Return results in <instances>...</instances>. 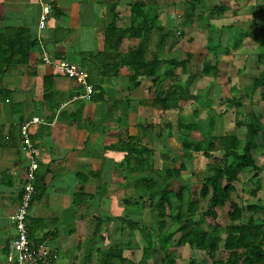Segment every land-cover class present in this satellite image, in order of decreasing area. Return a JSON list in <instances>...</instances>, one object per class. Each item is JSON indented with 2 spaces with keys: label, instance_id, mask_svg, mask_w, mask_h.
Here are the masks:
<instances>
[{
  "label": "trees",
  "instance_id": "trees-1",
  "mask_svg": "<svg viewBox=\"0 0 264 264\" xmlns=\"http://www.w3.org/2000/svg\"><path fill=\"white\" fill-rule=\"evenodd\" d=\"M202 1H187L183 18L185 26L193 23L196 11ZM154 5V0L134 1L131 4V21L127 26H118L117 16L115 15L102 32L105 48L112 50L113 55H110V51H107L108 53L99 51L97 53H89V57L101 58L103 55H106V57L101 58L103 62H108V64H102L104 68L102 70L103 75L112 74L118 76L121 74L122 68H127L129 90L139 87L144 79L151 78V88L153 90L152 103L156 108L167 111L179 105L180 101L188 99L190 95L189 87L197 77L212 76L216 78L220 69L217 62L212 63L210 60L204 58L202 62L196 64L195 71L186 80L182 81L180 78H177L174 68L182 67L183 72L186 71L190 59L194 56L192 52H187L186 58L182 60L176 58L167 59V68H163L164 71H161L160 65L162 59L158 55V49L166 46L168 40L171 38V33L169 30L165 31L163 26L155 24L157 15L151 14ZM224 9V5H215L210 13L212 15L222 14ZM263 10L264 5L261 11ZM207 26L209 27L210 25ZM155 28L159 32V38L153 51L150 45ZM209 39L210 42H207V48L217 49L219 41L215 44L213 35H210ZM36 45V39H31L24 28H0V98L7 99L10 96L11 90L1 86V80L10 71L11 67L25 64L28 65L29 74L32 75L36 72V64L31 59L32 48ZM260 46L264 47V37L263 43ZM109 60L112 61L109 62ZM257 61L259 65L263 66V69L253 79L252 91L260 90V97L264 102V49L257 55ZM81 66L86 68L84 62H81ZM89 81L94 86V92L90 101H105V92L101 84H96V81L92 79L90 74ZM43 96V103L47 104V110L49 111L50 119H52L54 112L58 108L54 103L56 88L54 87L52 75L44 77ZM191 96L195 101L197 100L201 105L206 106V100H202L204 98L203 92H198ZM126 98L127 96L125 98L121 97L110 100L111 102L108 103L107 109L98 122V126L101 128L106 126V129L111 131L112 129L108 128L111 123L115 125L119 123L121 125L114 132L116 133V142L107 145L112 147L114 151H121L123 153V158L119 162H116L117 173L121 175L120 172L123 170V173L126 174L119 178V185L126 190L133 187V190H131L133 193L129 196L127 195V198H125L126 195L123 196L124 198H121V202L123 203V210L121 211H125L126 214L131 211V198L128 197L137 199L138 202L134 205L138 207L146 206L143 201L147 198L151 202V210H157L161 218L160 221L156 222L157 226L166 224L167 218L178 224L175 229L157 235L158 247L165 252L161 264H175L176 257L171 249L184 245H189L191 248L197 249L203 254L205 253L208 257H205L201 262H197L195 258H192L188 264H264V217L262 216L258 221L254 215H250L246 220H243L244 206L232 200V192L236 189L235 182L239 180L241 172L248 168L254 170L255 175L260 170L264 171V164L262 166L256 164L253 155V150L260 147L264 141V113H254L252 120L247 122L245 140H242L236 134L213 135L207 130H203L201 136L197 138L194 133L204 125V120L193 118L189 121H179L177 125V137L181 141V148L174 149L175 154L170 157L171 159L168 162V145L164 147L161 150V154L165 159V164L161 169H157L154 165V148L141 142L148 136L145 132L143 134V131L150 129L149 132H153L154 135L158 134V139L167 136L172 137L171 130L173 123L164 120L157 123H141L139 134H131L126 125V117L128 115V111L126 110L129 105V101ZM123 101H127V106L124 105L120 118L110 120L113 110ZM228 103L232 106H239L241 101L233 97L232 99L229 98ZM23 107L24 104L19 102L7 104L6 111L11 112L8 114L11 118L12 115L19 114L17 125L32 118L27 119L28 116L23 113ZM81 110L82 107L80 106L78 111L80 112ZM193 114L197 116V111L195 110ZM77 121H80L79 116ZM237 122L241 124L242 120H238ZM213 124V117L210 116L209 125L211 128ZM16 128L12 123L10 124L8 138L5 143L0 142V146L3 144L11 145V142H14L17 136L15 132ZM30 137L34 141L35 136L32 132L30 133ZM216 151L221 152L219 157L214 155ZM199 152H202L206 158L212 159V161L208 162L204 171L199 190L200 197L208 200L207 209L203 213L204 215L216 218L218 216L216 207H222L229 202L231 209L228 211V216L232 222L230 225L221 227L217 224L215 226L212 225V227H204L193 219V214L198 207L199 200L193 197L191 189H189L190 197L187 200L185 199L183 191L186 184L182 172L187 169L188 163H192L193 153ZM99 172L90 171L89 174L77 173L82 185L79 190L74 192V207L81 208L85 204L83 199L88 196L84 190L86 180L83 179V176L88 177L90 174L100 176ZM47 174L48 170L44 173L36 171L34 179L36 192L33 200L45 194L48 185L46 181ZM174 181L179 183L178 190L172 187ZM13 184L15 182L11 181V185ZM104 184L106 183L102 182L97 185L96 192L92 195V198L95 197L96 193H99V196L102 197L107 195V189H103L106 188ZM22 191V187L19 188V199L21 198ZM252 193H256V190H253ZM175 200L178 202L177 211L173 209ZM245 208L252 210L254 213L264 212V205L260 204H251ZM121 211L119 215L115 212L118 217L117 222L120 224L125 221V217L120 215ZM135 211H138V208ZM93 219L98 221L94 229L95 234H100V224L102 221L100 222V218L96 216ZM110 219L112 217L108 215L107 220ZM35 221L36 223L43 222L44 219L36 218ZM126 223L134 230H141L146 242L143 254L149 257L151 248L154 245L149 229L141 228L129 220ZM70 232L72 233V230ZM29 233L31 238L36 236L35 229L30 225ZM51 233H53L52 236H57L56 232ZM49 234L50 232H46L42 239L37 238V240L43 241V239L48 238ZM99 237L102 240L105 239L101 234ZM125 246L128 245H125L122 241H113L106 248H103L102 244H100L97 247L100 257L96 263L92 259L93 250L91 248L89 250L83 249V261L80 264H125L127 261V258L123 254ZM8 247L9 244L3 248L5 255L8 252ZM218 250H222L225 253L223 258H215V253ZM3 263L8 264L5 258ZM153 264L158 263L153 262Z\"/></svg>",
  "mask_w": 264,
  "mask_h": 264
},
{
  "label": "rangeland",
  "instance_id": "rangeland-1",
  "mask_svg": "<svg viewBox=\"0 0 264 264\" xmlns=\"http://www.w3.org/2000/svg\"><path fill=\"white\" fill-rule=\"evenodd\" d=\"M169 1L171 0H161L162 5L164 7L166 6L165 9L168 8L167 4H169ZM263 2L264 0H203L196 12V16H199L200 14L199 17H202L198 20L200 27L202 28L201 25L206 23L203 26L206 27L207 24L210 25L209 27L212 32L210 29L206 30L207 28L203 27L202 31H196L198 30L196 29L194 33L191 34L186 30V32L183 31V33L180 34L177 28H183L182 17L184 18V14H181V16H179L180 14H176L178 20L174 14L171 15L168 29L171 31V38L175 40L176 48L173 50H169L167 47L158 49V55H160L159 57L162 59L160 65L161 71H164V69L167 68V59L176 58L182 60L186 58V53L188 51L193 52L194 56L190 59L186 71L183 72L182 67L174 68V73H176L177 78H180L182 81L186 80L188 76L195 71L196 64L202 62L204 58L210 60L212 63L217 62L220 71L216 78L212 76L197 77L189 87L190 95L188 96V99L180 101L179 105L174 106L167 111L156 108L152 103L153 90L151 88L152 83L149 81L151 78H146V81H144L145 79L143 80L146 85L141 88V117L139 119H137V117L132 119L133 127H128L129 132H131V130L134 132L135 124L139 121L144 124L149 122L157 123L162 120L171 121L173 123V128L171 130L172 137L167 136L158 139V134L156 133L154 135L153 132H149L150 129L143 131V134L146 133L149 139L142 140L141 142L142 144L154 148V165L157 169H161L165 164V159L161 154V150L164 147H167L168 145V162L171 159L170 157L175 154L174 149L181 148V141L177 137V125L179 121H189L193 118H196V120H204V125L194 133L197 138L201 136L203 130H207L213 135L236 134L239 138L245 140L247 122L252 120L254 113H264V102L261 100L260 90L255 92L252 91L253 79L259 75V72L263 69V66L259 65L257 61L258 52L264 49V47L259 49V46L263 43L264 37V10L261 11L264 4ZM155 5V9L157 10L158 4ZM215 5H224L225 9L222 14L212 15L210 13ZM171 10L175 12L176 8L171 6L170 11ZM192 24L189 25V27L192 26L196 28V21H194V25ZM165 31L168 30L165 29ZM205 33H207L208 38H210V34L212 33L211 35H213L215 44L219 41L217 49L213 50L212 48H207L205 43L208 41L210 42V39L207 40V35ZM102 37L103 36L101 35L98 40L99 48H97L95 53L99 51H109V48H105ZM158 38L159 32L155 28L150 45L153 51L156 48ZM102 45H104V47H102ZM104 56L106 57V55H103L101 58H104ZM101 58L91 57V60L104 63ZM70 59L76 62H81L80 58L70 57ZM97 65L99 66V64ZM14 67L16 66L11 67L10 71L6 73L1 80L5 87H9V83L14 81V79L11 78L12 75H10L9 82L7 81L9 74L15 72L13 70ZM94 67H96V65ZM18 80L20 79H16V82H18ZM72 82L74 83V81ZM35 91V99L37 98L35 101H38L39 98H42L44 90L42 91L40 89V91ZM41 91L42 93H40ZM198 92H203L204 98L202 100H206V106L201 105L191 96ZM233 97L240 99L241 104L239 106H232L228 103L229 98L232 99ZM83 101L85 103L89 102L87 100ZM40 104L42 105L43 102L39 101L38 105ZM195 110L197 111V116H194L193 114ZM210 116L213 117L214 121L212 128L209 125ZM238 120H242V123L239 124L237 122ZM127 125L129 126V123ZM105 143H107L106 135L103 134V137L100 139V143L97 146H88L90 149L88 156H92L93 150H96L97 152L99 151L102 154V166L100 169L102 171L106 170L107 172L104 178L106 183L104 186L106 188H103L107 189V195L102 197L99 196V193H96L95 197L86 198L88 200L87 202L84 198L83 200L85 204L82 205L81 208H77L74 207L75 195L73 192L71 207L63 211L61 215L52 213L51 207L43 201L45 199V194L36 197L37 203L35 204V207L42 206L43 212L41 217H44L43 225L40 226V229L36 233V238L42 239L44 232L49 230L57 233L56 237L43 239V241H45L48 246H56L60 250L62 254L60 264H80L83 261V249L89 250L90 248L93 250V262L96 263L100 257L97 247L102 244L103 248H106L112 244L113 241H122L125 245H128L123 248V254L127 258L125 264H153V262L161 264L165 252L158 247L157 235L175 229L178 224H175L170 218H167L166 224L157 226L156 222L160 221L161 218L159 217L157 210H151V202L147 198L143 201L146 206L138 207L134 205L138 200L134 199V197H128L131 198V211L127 214L125 211H121L123 210L121 198L124 195H126L125 198H127V195L129 196L133 193L131 191L133 190V187L126 190L119 185V178L122 175H126L123 173V170L120 172L121 175L116 172L111 173L116 169L117 160H112L116 159V155L115 157L110 156L109 151L114 150L112 147L107 146L109 144ZM214 155L219 157L221 152L216 151ZM253 155L256 164L262 166L264 164V141L260 147L253 150ZM27 156L26 153H23L24 158ZM210 161H212V159L206 158L202 152L193 153L192 163H188L187 169L182 172L186 184L183 191L184 197L186 200L190 197L189 189H191L193 197L199 200L198 207L193 214V219L196 222H199L204 227H212V225L215 226L217 224L218 226L224 227L232 224L228 216V211L231 209L230 203L227 202L226 205L222 207L217 206L216 210L218 216L213 218L210 215H204L203 212L207 209L208 200L199 195L202 177L207 164ZM99 164L101 163H98V165ZM89 169L91 168L89 167ZM68 180L69 185L74 181L73 178L70 179V177ZM78 181L81 186V181ZM78 181L76 182L78 183ZM235 185L236 189L232 192V200L239 205L244 206L243 220H246L250 215H254L259 221L262 216L264 217V212L260 211L254 213L252 210L245 207H248V205L251 204L264 205V171L260 170L257 175H255V171L248 168L239 174V180L235 182ZM172 187L178 190L179 183L174 181ZM253 190H256V193H252ZM177 206L178 202L175 200L173 206L174 211H177ZM35 207L32 209V213L30 212V219L33 225L36 223L32 216L35 214ZM107 208L108 210L111 209L112 211L117 212L118 215L121 211L120 215L125 217L124 223L120 224L117 222L118 217L116 216V213L113 215L111 211H106ZM137 208L138 211H135ZM52 215L54 217L50 218ZM108 215H110L112 219L107 220ZM95 216L100 218V222L102 221L100 224V234L105 237L104 240L99 237V233L97 235L95 234L94 229L97 225L96 222H98L93 219ZM128 220L134 222L141 228L149 229L154 244L153 248H151L149 257L143 254V248L146 245L145 236L142 235L140 229H132V227L126 223ZM3 223L4 226L9 227L10 221L5 212L2 214V217H0V226ZM71 230L72 233L70 232ZM14 233L15 229H0V264H4V258L6 259L3 248L8 245L6 242ZM171 250H173L176 257L175 264H188L192 258H195L197 262H201L207 257L205 253L203 254L199 250L191 248L189 245L173 247ZM224 256L225 253L222 250H218L215 253V258H223Z\"/></svg>",
  "mask_w": 264,
  "mask_h": 264
},
{
  "label": "crops",
  "instance_id": "crops-1",
  "mask_svg": "<svg viewBox=\"0 0 264 264\" xmlns=\"http://www.w3.org/2000/svg\"><path fill=\"white\" fill-rule=\"evenodd\" d=\"M134 1L136 0H0V28H24L29 37L37 41V45L32 48L31 51V59L32 62L36 64V72L31 75L28 73V65H14L16 66L13 68L15 72L9 74L7 78L9 82L10 75H12L11 78L14 79V81L9 83V87H5L1 82V86L10 89L11 92L7 99L0 98V142L5 143L7 140L11 123L17 127L15 131L17 133V139L15 138L14 142H11V145L3 144L0 146V217H2V214L5 212L10 221L9 227L4 226L3 223L0 229H14L12 216L20 201L18 190L22 187L23 171L30 161V156L24 158L23 153L25 152L21 150L22 136L20 128L22 123L17 125L19 114H14L11 118L8 115L11 112L6 111L7 104L12 102L23 103V113L28 116L27 119L35 116L44 119V123L31 124L29 132H32L35 136L33 142L36 148L35 159L39 164L38 171L44 173L48 170L46 176L48 185L43 201L51 207L53 214L60 215L63 211L71 207L72 193L80 188L77 173L89 174L90 171L101 170V152L93 150L92 156H88L90 152L88 146H97L103 134L106 135L107 143L105 144L116 142V133L114 132L120 128L121 125H119V123H116V125L111 123L110 126H108V128L112 129L111 131H108L106 126L102 128L98 126V122L107 109L108 103L111 102L110 100L121 97L125 98V96H127L126 99L129 101V105L126 110L128 111L126 120L129 126L126 125L129 128L133 127V118L137 117V119H139L141 117V88L146 85L144 82L146 79L139 87L129 90L127 69L122 68L121 74L118 76L112 74L103 75L102 70H104V68L102 64H108V62H94L89 57V53H94L97 48H99L98 40L104 28L113 20L115 15L117 16L118 26H127L130 23L132 11L131 4ZM154 1L155 4H158L157 10L155 9L156 5H154L153 11L151 12L152 15H157L155 24L157 26L161 25L169 30L168 24L171 15L174 14L176 19V14H180L179 16H181V14L183 15L188 0H171L169 4H167L168 8L166 9V6L164 7L162 5L161 0ZM45 4L51 5V11L47 18L46 26L40 29L39 20ZM171 6L176 8L175 12L172 10L170 11ZM199 16H195L194 18V21H196V28L192 26L189 27V25L185 26L182 20L184 29L182 27L177 28L180 34L183 33V31L186 32V30L191 34L194 33L196 29H198L196 31H202L203 25L206 23L202 24L201 28L198 20L202 17ZM194 21L192 25H194ZM204 28H207L206 30L210 29L208 26ZM205 34L207 35V33ZM206 37L207 40H209L208 35ZM205 45H207V42ZM102 47H104V45H102ZM166 47L167 49L169 48V50L175 49V40L170 38L165 48ZM260 48L261 46H259V49ZM45 50L52 58H63L79 64L84 62L92 79L96 81V84L99 83L103 87L106 100L90 101V99L80 98L79 96L83 92V87L73 78L66 77L52 66L44 63L42 55ZM109 51L112 56V50ZM70 57L80 58L81 62L73 61ZM111 61L112 60H109V62ZM97 64H99V66ZM95 65L96 67H94ZM46 75L53 76L54 87L56 88L54 103L58 108L57 111L54 112L52 119H50L51 117L47 110V104L43 103L42 105H38L39 101L43 102L42 91L44 90V77ZM16 79L20 80L16 82ZM72 81H74V83ZM149 81L152 83L151 79ZM40 89L42 90L40 92L42 93V98L35 101L37 99H35V90L40 91ZM83 100L89 102L85 103ZM127 101L121 102L120 106L113 110L110 120L120 118L124 105L127 106ZM80 106L82 110L79 112L78 109ZM78 116L80 117L79 122L77 121ZM140 124V121L135 124L134 132L131 130L130 133L133 135L136 133L139 134ZM145 139L149 138L145 137L143 140ZM109 152L112 157L116 155V159H112L113 161H120L123 158V153L121 151ZM98 163L101 164L98 165ZM89 167L91 169H89ZM116 170L117 169L113 170L111 173H117ZM106 173V170H101L100 176H94L92 174L88 177L83 176V179L86 180L84 189L88 194L86 198L92 197L99 183H105L104 178ZM82 174H80V176H82ZM69 177L74 180L70 185L68 180ZM11 181H14L15 184L11 185ZM76 181H78V183ZM85 201L87 202L88 200L86 199ZM36 203L37 199H34L31 203L28 212V225L32 226L37 233L40 226L43 225V222L34 223L33 225L30 219L32 209L35 207ZM106 211H111L113 215L115 213L111 209L108 210V208ZM42 212V206H36L34 210L35 214L32 215L33 218H44L41 217ZM51 217L54 216L52 215L50 218ZM47 232H50L48 238H54V236H52L53 233H51L54 231L49 230ZM45 233L46 232H44L43 235H45ZM14 235L15 233L6 243L9 244ZM33 239L37 240L36 236H34Z\"/></svg>",
  "mask_w": 264,
  "mask_h": 264
},
{
  "label": "built area",
  "instance_id": "built-area-1",
  "mask_svg": "<svg viewBox=\"0 0 264 264\" xmlns=\"http://www.w3.org/2000/svg\"><path fill=\"white\" fill-rule=\"evenodd\" d=\"M50 11V5L45 4L40 15V29L46 26ZM42 60L60 73L76 80L83 87L80 98L89 99L91 97L94 86L89 81L88 71L79 63L70 62L63 58H52L46 50L42 55ZM33 123H44V119L35 116L21 124V150L30 156V161L23 171V191L18 207L12 216L15 235L9 243L5 257L8 264H60L62 257L60 250L56 246H48L45 241L31 238L29 233L28 212L36 192L34 179L39 168V164L35 159L36 148L29 132V127Z\"/></svg>",
  "mask_w": 264,
  "mask_h": 264
}]
</instances>
